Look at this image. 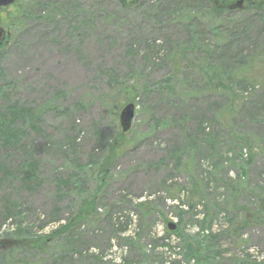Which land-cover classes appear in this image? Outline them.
I'll list each match as a JSON object with an SVG mask.
<instances>
[{
	"label": "rangeland",
	"instance_id": "rangeland-1",
	"mask_svg": "<svg viewBox=\"0 0 264 264\" xmlns=\"http://www.w3.org/2000/svg\"><path fill=\"white\" fill-rule=\"evenodd\" d=\"M248 2L217 11L197 0H18L0 10L10 33L0 50V241L21 244L0 248V264H141L128 244L141 222L156 236L176 222L194 239L208 213L221 245L212 264H263L264 0ZM165 181L194 197L184 225ZM143 199L166 218L140 217ZM92 200L95 221L50 240ZM241 215L256 219L239 240L228 229ZM168 241L147 264H185L179 238Z\"/></svg>",
	"mask_w": 264,
	"mask_h": 264
},
{
	"label": "trees",
	"instance_id": "trees-1",
	"mask_svg": "<svg viewBox=\"0 0 264 264\" xmlns=\"http://www.w3.org/2000/svg\"><path fill=\"white\" fill-rule=\"evenodd\" d=\"M201 3L207 2L213 6V9H215L216 6H221L222 9H217V11H234L245 4H250L248 1L250 0H244L242 4L238 2V0H197ZM18 0L14 4H16ZM13 4V5H14ZM189 18V17H188ZM195 18V17H190ZM4 48L2 46L0 50ZM25 111H19L18 114H22ZM15 136L12 135L10 138H14ZM246 173V172H245ZM244 174V172H243ZM177 186H174L173 184H168L166 181L164 182V188L165 191L168 192L167 198L174 201L178 200L179 204H177L178 211L175 213L176 218L178 219V223L180 225H184L186 223V217L188 214L193 215V210L195 209L196 205L193 202L194 197L190 196L189 194L183 200L181 198V190L178 188H175ZM94 199V198H93ZM133 207L140 213V217H147V216H156L160 215L162 219H165L166 216L162 215L161 213H158L157 209L154 207L153 200H147L143 199L140 202H137L136 204H133ZM239 210H243L245 207L240 206L238 208ZM262 212H264V203L261 205ZM95 202L94 200L85 202L80 211L75 214L72 218L65 221V223L60 224L57 228L54 229V231L51 233L54 237L50 240L56 239H63L65 237L69 239H74L75 237V228L78 226V223L86 220L88 216H90V220L93 222L98 218L97 213L95 212ZM106 217L108 218L109 222L111 223L110 226L113 228L115 225L119 224L114 223V218L111 214H106ZM87 218V219H89ZM256 219V217H252V215H241V217H235L230 221V227L228 229L229 235L232 234L233 237L239 238L242 235V233L245 231V229L249 228L250 225H252V220ZM141 222V221H140ZM200 222V229L201 232L198 233L194 239L188 237L185 233L181 232L180 230L183 229V227L179 228L174 231L173 233L166 232V236H156L155 233H152L151 228L149 226H146L145 224L140 223V229L138 228V232L135 234H130V241L128 240V244L132 245L135 249V251H138L139 256L137 255V259L140 260L141 264H147L151 261L152 256L156 249L169 250L172 249L169 244V239L171 235L175 234L179 240L180 245L182 244V253L180 255L183 258V261L185 264H191L192 261H194V264H212L213 261H216L218 258L216 253L218 252V249L221 247L220 245V234L218 232L208 231L207 228L211 227V224L213 222V217L208 213L204 214L203 218ZM115 231V230H114ZM116 233H126L128 232L127 225L116 229ZM63 233V234H62ZM207 233V235L205 234ZM143 234V235H142ZM44 236L40 237V239L37 240L36 243L40 242V245L43 249H48L49 246L48 242L50 241ZM159 244V247L157 244ZM32 241H27V243H23L22 246H32ZM4 246V248H3ZM21 246L20 243H16V241H0V248H3L4 251H14L16 249H19ZM35 246V245H34ZM59 248V246H56ZM2 250V249H1ZM62 252H65L62 251ZM81 253V251H80ZM66 255V253H63ZM70 255V254H68ZM177 261H175L173 264H176ZM238 262L246 263L248 262L247 258H239ZM179 263V261H178ZM261 263L264 264V257L261 260ZM93 264H113L112 259L105 260L102 257H94ZM172 264V263H170Z\"/></svg>",
	"mask_w": 264,
	"mask_h": 264
},
{
	"label": "water",
	"instance_id": "water-1",
	"mask_svg": "<svg viewBox=\"0 0 264 264\" xmlns=\"http://www.w3.org/2000/svg\"><path fill=\"white\" fill-rule=\"evenodd\" d=\"M16 0H0V8L12 5ZM240 2H243L241 0ZM9 35L4 28L1 26V16H0V47L4 44L6 36ZM135 115V105L133 103L127 104L120 113V124L122 131L128 132L132 127V122ZM169 231H176L178 229V224L176 222H169L167 225Z\"/></svg>",
	"mask_w": 264,
	"mask_h": 264
},
{
	"label": "bare ground",
	"instance_id": "bare-ground-1",
	"mask_svg": "<svg viewBox=\"0 0 264 264\" xmlns=\"http://www.w3.org/2000/svg\"><path fill=\"white\" fill-rule=\"evenodd\" d=\"M7 33H9V32H7ZM9 37H10V33H9V35L6 36V38H7L6 43H8Z\"/></svg>",
	"mask_w": 264,
	"mask_h": 264
}]
</instances>
